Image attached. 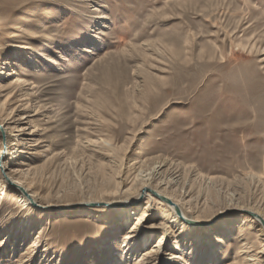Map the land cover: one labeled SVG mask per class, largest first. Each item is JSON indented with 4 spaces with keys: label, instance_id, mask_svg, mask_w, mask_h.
<instances>
[{
    "label": "rangeland",
    "instance_id": "rangeland-1",
    "mask_svg": "<svg viewBox=\"0 0 264 264\" xmlns=\"http://www.w3.org/2000/svg\"><path fill=\"white\" fill-rule=\"evenodd\" d=\"M0 124V264H264V0H0Z\"/></svg>",
    "mask_w": 264,
    "mask_h": 264
},
{
    "label": "bare ground",
    "instance_id": "bare-ground-1",
    "mask_svg": "<svg viewBox=\"0 0 264 264\" xmlns=\"http://www.w3.org/2000/svg\"><path fill=\"white\" fill-rule=\"evenodd\" d=\"M0 135L2 136V135H4V137L6 138V131L4 130V128H3V126L0 124ZM9 152V149H8V147L7 148H5V147H3L1 150H0V159L1 158H3V156L4 155H6L7 153ZM1 162V161H0ZM152 175V174H151ZM150 177V176H149ZM6 179L8 178V176L6 175V177H5ZM151 178V177H150ZM150 178H148V179H150ZM153 178V177H152ZM11 181V180H10ZM147 181V180H146ZM11 182H13V181H11ZM11 184V183H10ZM9 184V185H10ZM1 186H2V189H9V186H8V184H5L4 182H2V184H1ZM19 186V185H18ZM14 188V187H13ZM21 193V196H22V198H24L25 199V196L27 197V196H29V194L27 193V191H26V193H24V192H20ZM151 194L153 195V196H151L150 194H148L147 196H148V204L146 205V207L147 206H149V204L150 203H152L153 204V202H154V200H155V198L156 199H158L156 202L158 203V204H162V205H166L167 207H169L168 208V210H167V212H165V213H163V215H164V217H165V219L168 217V216H171L170 214H172V217H171V222H179V223H181L185 228H189L190 229V227H188V226H186L182 221H183V217L185 218L186 216L183 214V217L180 215L181 214V211H180V207L177 205V204H174L172 201H171V199H169L167 196H165V195H162V194H160V193H155V192H151ZM144 196H146L145 195V193H144ZM27 201V200H26ZM168 201H171L172 202V204H169V202ZM148 208V207H147ZM149 210H150V208H148ZM253 213V212H252ZM251 215V214H250ZM257 215V214H256ZM179 216H181V217H179ZM254 219H256L258 222H260V226H261V230L264 232V220L262 219V218H260L258 215H257V217H253ZM150 219V214H148V213H146V212H142V213H140V215H138L137 216V218H135L134 220V224L132 225V228H131V232H133V233H136L137 235H134V237L136 236V237H140V235H142L143 234V239H145V238H147V237H149L150 236V234L152 233V232H150V230H155V229H163V231L164 232H167L168 231V229L170 228L169 226V224H164V223H162L163 224V226L161 227H158V226H156L155 224H151V225H146V223H147V221ZM168 219H170V218H168ZM187 219V218H186ZM147 231V232H146ZM144 232H146V233H144ZM139 235V236H138ZM133 237V238H134ZM125 238H127V237H125ZM130 238H132V236L130 237ZM132 238V239H133ZM127 240V239H126ZM163 243H164V238H159L158 239V244L156 245V248L158 249V248H161L162 247V245H163ZM158 251V250H157ZM156 251V252H157ZM181 260H186V259H184V257L182 256V259ZM179 262V261H178Z\"/></svg>",
    "mask_w": 264,
    "mask_h": 264
},
{
    "label": "water",
    "instance_id": "water-1",
    "mask_svg": "<svg viewBox=\"0 0 264 264\" xmlns=\"http://www.w3.org/2000/svg\"><path fill=\"white\" fill-rule=\"evenodd\" d=\"M10 183H11L14 187H16L17 189H19L21 192L26 193V190H25L23 187L18 186V185H16V184H13L11 181H10ZM168 202H169V204H172L171 201H168ZM251 215H252L253 217H257V215L254 214V213H251Z\"/></svg>",
    "mask_w": 264,
    "mask_h": 264
}]
</instances>
